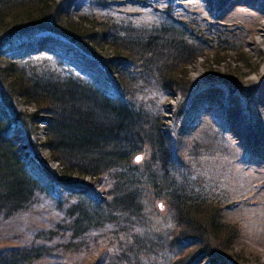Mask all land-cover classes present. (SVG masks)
Returning a JSON list of instances; mask_svg holds the SVG:
<instances>
[{
  "label": "trees",
  "instance_id": "1",
  "mask_svg": "<svg viewBox=\"0 0 264 264\" xmlns=\"http://www.w3.org/2000/svg\"><path fill=\"white\" fill-rule=\"evenodd\" d=\"M63 2L0 0V224L29 212L42 197L56 195L60 205L61 181L72 176L103 177L110 200L69 189L62 216L46 229L39 228L29 241L0 248V264H64L56 260L77 251L93 230L106 224L125 236L114 264H155L151 256L162 258L168 252L178 256L171 264H191L200 253L208 254L212 264H233L230 251L240 228L223 218L220 198L208 196L197 178L190 179L188 165L173 159L160 112L150 116L142 101L136 106L110 95L107 88L110 83L118 87L123 98L144 94L154 84L175 90L181 114L186 100L201 86L189 77L188 66L208 51L247 60L240 38L211 21H181L170 8H165L163 22L118 26L107 19L73 18ZM43 33L63 45H77L90 56H98L95 49L106 46L112 56L102 62V73L94 80L98 84L56 67L25 63L28 50L10 45ZM56 48L59 53L71 49ZM233 72L211 69L207 83L242 90ZM18 100L33 104L35 111H19ZM36 120L45 123L43 145L59 172L48 166L47 158L30 150L22 153L17 145L20 137L15 131L22 123L26 145L35 149ZM25 156L29 158L24 161ZM77 181L93 191L91 184ZM147 193L165 201L172 228H152L144 205ZM183 249L189 250L186 255ZM142 255L141 262L137 257Z\"/></svg>",
  "mask_w": 264,
  "mask_h": 264
},
{
  "label": "rangeland",
  "instance_id": "2",
  "mask_svg": "<svg viewBox=\"0 0 264 264\" xmlns=\"http://www.w3.org/2000/svg\"><path fill=\"white\" fill-rule=\"evenodd\" d=\"M63 1L73 18L85 16L98 20L107 19L118 26L132 24L136 27H147L163 22L167 19L165 13L168 10L165 8H170L169 11L181 21H211L219 25L223 32L240 38V45L247 53V60L236 61L235 54L230 52L225 57L223 52L214 56V52L208 51L205 57H200L188 66L189 77L200 81L201 86L186 100L185 110L181 114L177 112L180 96L175 90L164 91L154 84V87L146 89L144 94L123 98L119 88L110 83L107 91L110 95L126 99L136 106L142 101L143 110L150 116L160 112L162 128L169 134L168 147L173 159L188 165V170H184L191 174L190 179L197 178L208 196L220 198L219 203L225 206L222 209L223 218L238 224L240 228L230 251L233 264H264V130L259 123L264 115L263 0H151L146 4L140 0H106L103 4L99 0ZM56 40L57 37L43 33L19 42L13 41L10 45L17 44L21 52L28 50L24 58L25 63L31 61L33 66L56 67L63 74L72 73L98 84L94 80L104 67L102 62L112 56L111 51L106 46L98 47L95 49L98 56L95 57L86 54L77 45H59L60 40L54 42ZM58 46L71 49L66 53H59L56 48ZM222 56L225 60L218 61ZM211 69H219L221 72L234 71L233 74L242 83V90L219 86L220 84L215 82L207 83V74ZM110 75L116 80L115 74ZM17 109L26 113L35 111L33 104L19 100ZM237 116L242 123V136L235 128ZM35 125L37 129L32 135L35 149L26 145L29 140L24 137L26 133L22 123L15 131V135L20 137L17 145L21 146L22 153L30 150L31 154L37 152L47 158L48 166L59 172V165L43 145L46 139L45 123L36 120ZM204 152L208 154H203ZM28 158L29 156H25L24 161ZM34 164L31 161L32 167ZM77 179L91 184L93 191L85 184H80ZM77 179L72 176L61 181L59 188L64 190L61 194L64 202L60 205L54 200L56 195L42 197L29 212L20 214L16 220L2 222L0 248L29 241L39 228L46 229L51 226L62 216L68 205L65 197L69 189L81 190L96 200L98 196L100 201L110 200L106 193L109 185L103 177ZM144 205L152 228L173 227L168 219L164 200L154 199L147 193ZM114 229L116 226L106 224L101 230H93L77 251L69 252L64 256V260H56V263H116V256L124 249L126 242L121 233L112 232ZM188 247H193V244ZM187 250L183 249L182 253ZM161 255L162 258L151 256V262L171 264L178 257L173 252ZM137 258H140L141 262L144 261L143 255ZM191 264L212 263L208 254L200 253Z\"/></svg>",
  "mask_w": 264,
  "mask_h": 264
},
{
  "label": "bare ground",
  "instance_id": "3",
  "mask_svg": "<svg viewBox=\"0 0 264 264\" xmlns=\"http://www.w3.org/2000/svg\"><path fill=\"white\" fill-rule=\"evenodd\" d=\"M251 1H252V0H251ZM260 2H261V1H260ZM262 2H264V0H263ZM261 6H262V9L264 10V3L261 4ZM263 29H264V25H263ZM263 35H264V34H263ZM262 101H263V103H264V95H263ZM259 123H260V125L262 126V128H263V130H264V115H263L262 118L260 119ZM235 124H236V127H235L236 130H237L238 133L242 136V135L244 134V132H243L242 129H241L242 126H240V125H242V123H241V120H240V117H239V116L236 117V119H235ZM239 127H240V128H239Z\"/></svg>",
  "mask_w": 264,
  "mask_h": 264
}]
</instances>
